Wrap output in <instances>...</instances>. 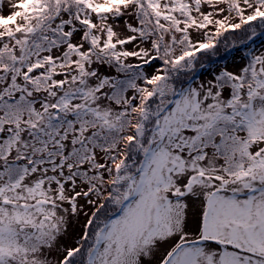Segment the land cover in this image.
I'll return each instance as SVG.
<instances>
[{
    "label": "snow or ice",
    "instance_id": "1",
    "mask_svg": "<svg viewBox=\"0 0 264 264\" xmlns=\"http://www.w3.org/2000/svg\"><path fill=\"white\" fill-rule=\"evenodd\" d=\"M258 37L264 0H0V264H264Z\"/></svg>",
    "mask_w": 264,
    "mask_h": 264
},
{
    "label": "rangeland",
    "instance_id": "2",
    "mask_svg": "<svg viewBox=\"0 0 264 264\" xmlns=\"http://www.w3.org/2000/svg\"><path fill=\"white\" fill-rule=\"evenodd\" d=\"M251 47L253 49H259V48H264V37H258L254 43L251 44ZM247 49L244 47V48H240L239 50H237L236 52L233 53V55L226 60V62L224 63H218L216 62V64L214 65V67H224L225 65H227L230 69L234 66V65H237L241 62V57L243 56L244 52L246 51ZM195 211V208L193 209ZM84 217L81 216L80 217V220L77 222V221H74V224H73V228H74V234H78L80 229H81V225L84 221Z\"/></svg>",
    "mask_w": 264,
    "mask_h": 264
},
{
    "label": "trees",
    "instance_id": "3",
    "mask_svg": "<svg viewBox=\"0 0 264 264\" xmlns=\"http://www.w3.org/2000/svg\"><path fill=\"white\" fill-rule=\"evenodd\" d=\"M241 48H244V47L242 46ZM236 51H237L236 49H234L230 52H223L222 51L221 54L216 58V62H218V63L226 62V60L229 59L233 55V53Z\"/></svg>",
    "mask_w": 264,
    "mask_h": 264
}]
</instances>
